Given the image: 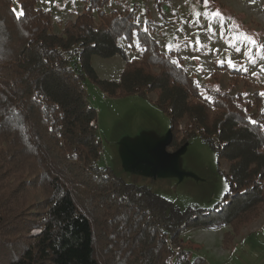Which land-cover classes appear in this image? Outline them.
Listing matches in <instances>:
<instances>
[{
    "label": "trees",
    "instance_id": "16d2710c",
    "mask_svg": "<svg viewBox=\"0 0 264 264\" xmlns=\"http://www.w3.org/2000/svg\"><path fill=\"white\" fill-rule=\"evenodd\" d=\"M165 1L153 0L158 11ZM111 2L84 0L57 33L38 0H0V264H197L202 258L182 247L186 229L234 223L236 231L264 202V93L253 103L231 93L247 73L230 65L227 89L201 84L177 49H162L150 10L143 23L136 6L108 11ZM135 47L140 56L131 58ZM93 55H120L121 79L100 78ZM90 87L108 96L155 92L171 118L173 150L200 135L229 162L227 199L213 209L181 208L100 165ZM184 118L194 131L179 142ZM233 238L227 232L224 244Z\"/></svg>",
    "mask_w": 264,
    "mask_h": 264
},
{
    "label": "rangeland",
    "instance_id": "374dc122",
    "mask_svg": "<svg viewBox=\"0 0 264 264\" xmlns=\"http://www.w3.org/2000/svg\"><path fill=\"white\" fill-rule=\"evenodd\" d=\"M38 5L51 10L55 31L61 33L63 23L74 20L83 11L84 0H38ZM127 6H136L137 18L143 23L150 10L154 19L150 26L162 49L169 50L168 45L177 49L188 72L201 84L214 90L227 89L231 75L223 65H230L247 69L246 76L232 87L231 93L242 92L252 103L256 91L264 93V49L260 47L264 44V0H209L207 6L204 0H169L162 3L161 11L153 0H112L106 9L117 7L123 11ZM217 11L222 15L217 16ZM246 34L258 43L250 44L244 38ZM120 43L127 45L123 37ZM128 54L138 58L140 47L129 49ZM94 63L101 77L121 79L125 66L120 55H96ZM89 90L97 98L94 106L98 110L103 148L100 165L111 168L128 182L149 186L181 208L213 209L227 199L229 162L220 159L200 135L192 137L179 151L173 150V145L167 146L172 122L156 103L155 92L147 97L129 93L104 99L102 91L92 87ZM192 131L188 118L182 119L178 125L179 142H185L187 132ZM35 198L40 200V194ZM245 204L232 202L227 208L234 210ZM258 210L256 217L241 228L237 225L236 231L234 223L186 229L182 234L183 250L201 255L203 262L197 264H264V202ZM40 231L36 228L31 233ZM227 232L234 237L228 246L224 244Z\"/></svg>",
    "mask_w": 264,
    "mask_h": 264
},
{
    "label": "snow or ice",
    "instance_id": "6c2138e0",
    "mask_svg": "<svg viewBox=\"0 0 264 264\" xmlns=\"http://www.w3.org/2000/svg\"><path fill=\"white\" fill-rule=\"evenodd\" d=\"M204 4L207 6L208 4H209V0H204ZM200 14L199 13H197V16H199ZM216 15L217 16H219V15H222V13H220V12H216ZM250 44H252V45H256L257 43H258V41L256 40V39H254L251 35H245V37H244ZM260 47L262 48V49H264V44H261L260 45ZM168 49H169V51H172V45H168ZM231 62V61H230ZM173 63H175V61H173ZM247 69H245V71H246ZM253 75H256V73H253Z\"/></svg>",
    "mask_w": 264,
    "mask_h": 264
},
{
    "label": "built area",
    "instance_id": "2783aa9c",
    "mask_svg": "<svg viewBox=\"0 0 264 264\" xmlns=\"http://www.w3.org/2000/svg\"><path fill=\"white\" fill-rule=\"evenodd\" d=\"M66 57H67V56H66ZM94 90L97 91L98 88H97V87H94ZM95 99H96V98H95L94 95H92L91 98H90L91 101H94ZM91 124L96 125V121H92ZM100 153L103 154V150H101ZM166 241H167L168 245H169L170 247H172L174 250L178 251V250L181 249L180 246H176V245L173 244V242H172V240H171V237H170L168 234L166 235Z\"/></svg>",
    "mask_w": 264,
    "mask_h": 264
},
{
    "label": "crops",
    "instance_id": "0c3cea01",
    "mask_svg": "<svg viewBox=\"0 0 264 264\" xmlns=\"http://www.w3.org/2000/svg\"><path fill=\"white\" fill-rule=\"evenodd\" d=\"M96 55H93L92 56V64H93V66H94V68H95V70H96V72H97V69H96V66H95V63H94V57H95ZM117 56V55H116ZM115 57V56H114ZM121 59H122V65L123 66H125V61L123 60V58L121 57ZM99 60V58L96 60V62ZM99 66H100V63H99ZM124 69V68H123ZM123 71V70H122ZM97 74H98V72H97ZM99 75V74H98ZM99 77L100 78H104V77H101L100 75H99ZM107 78V77H106ZM115 79V78H114ZM119 80V79H118ZM117 81V80H116ZM107 97H109L106 93H104V99H107ZM97 127H98V121H97ZM98 132H99V127H98ZM100 134V133H99ZM138 179H142V177H141V175H139V178ZM191 229V228H190ZM193 256L194 257H201V255H194L193 254Z\"/></svg>",
    "mask_w": 264,
    "mask_h": 264
},
{
    "label": "water",
    "instance_id": "95a60500",
    "mask_svg": "<svg viewBox=\"0 0 264 264\" xmlns=\"http://www.w3.org/2000/svg\"><path fill=\"white\" fill-rule=\"evenodd\" d=\"M170 131H171V130H170ZM171 137H172V136H171ZM170 141H171V138H170ZM170 141H169V142H170ZM169 142L167 143V146H168ZM179 150H181V148H180V149H178V150H176V151H179Z\"/></svg>",
    "mask_w": 264,
    "mask_h": 264
}]
</instances>
